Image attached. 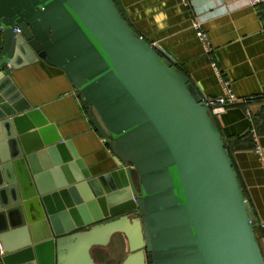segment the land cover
Here are the masks:
<instances>
[{"label":"water","instance_id":"obj_1","mask_svg":"<svg viewBox=\"0 0 264 264\" xmlns=\"http://www.w3.org/2000/svg\"><path fill=\"white\" fill-rule=\"evenodd\" d=\"M40 60L65 72L116 169L92 177L71 141L48 138L56 125L11 96L5 70ZM4 91L0 264H97L92 249L118 234L122 264H264L206 98L115 0H0Z\"/></svg>","mask_w":264,"mask_h":264},{"label":"crops","instance_id":"obj_2","mask_svg":"<svg viewBox=\"0 0 264 264\" xmlns=\"http://www.w3.org/2000/svg\"><path fill=\"white\" fill-rule=\"evenodd\" d=\"M115 2L128 24L172 56L178 70L200 88L207 101L224 96V81L231 83L240 101L215 119L264 250V4L252 6L249 0ZM197 24L205 39L199 36ZM5 73L14 86L11 96L21 94L24 102L55 124L48 138L58 134L66 143L71 141L92 177L117 168L113 152L92 126L63 70L40 60L17 69L8 67ZM77 171L81 173L80 168ZM114 237L105 247L108 254H101L105 263L93 258L97 264H122L126 258L115 259L121 250L112 244Z\"/></svg>","mask_w":264,"mask_h":264},{"label":"built area","instance_id":"obj_3","mask_svg":"<svg viewBox=\"0 0 264 264\" xmlns=\"http://www.w3.org/2000/svg\"><path fill=\"white\" fill-rule=\"evenodd\" d=\"M249 3L252 6H258V5L264 4V0H249ZM196 27L199 31V36L205 39L204 33L200 30L201 28L200 24H197ZM15 31L17 33H20L19 29H16ZM223 87H224V92H225L224 96H220L213 101L211 100L206 101L209 111L214 117H217L218 115L223 113L227 106L236 104L238 101H240L234 96L233 91H232V85L230 82L224 81ZM257 152L261 153L262 151L260 148H258ZM133 199L136 202V198L134 197ZM0 250L2 251L1 244H0Z\"/></svg>","mask_w":264,"mask_h":264},{"label":"rangeland","instance_id":"obj_4","mask_svg":"<svg viewBox=\"0 0 264 264\" xmlns=\"http://www.w3.org/2000/svg\"><path fill=\"white\" fill-rule=\"evenodd\" d=\"M113 245L115 246H120V250L117 254H116V258H118L119 261H121L123 258H125L128 254H129V248H128V244H127V241H126V238L123 236V235H117L114 237V241L112 243ZM106 253V250H105V247L103 248H95L92 250V256L93 258L98 262H101V263H105L104 260H103V256H101L102 253ZM108 254V253H106ZM108 256V255H107ZM112 257H110L111 259ZM111 260H114L111 259ZM116 261V260H114Z\"/></svg>","mask_w":264,"mask_h":264},{"label":"flooded vegetation","instance_id":"obj_5","mask_svg":"<svg viewBox=\"0 0 264 264\" xmlns=\"http://www.w3.org/2000/svg\"><path fill=\"white\" fill-rule=\"evenodd\" d=\"M134 175V178H135V184H136V186H138V179H137V175L135 174V172L133 173ZM136 198V201H137V198L138 197H135ZM132 214V213H131ZM91 253H92V251H91Z\"/></svg>","mask_w":264,"mask_h":264},{"label":"trees","instance_id":"obj_6","mask_svg":"<svg viewBox=\"0 0 264 264\" xmlns=\"http://www.w3.org/2000/svg\"><path fill=\"white\" fill-rule=\"evenodd\" d=\"M122 14V13H121ZM183 74V73H182ZM184 75V74H183ZM185 76V75H184ZM214 117V116H213ZM215 118V117H214ZM109 146V145H108ZM246 203H247V201H246ZM248 205V204H247Z\"/></svg>","mask_w":264,"mask_h":264}]
</instances>
